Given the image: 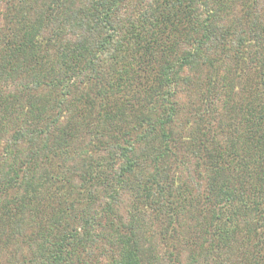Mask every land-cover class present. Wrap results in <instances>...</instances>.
I'll list each match as a JSON object with an SVG mask.
<instances>
[{
    "label": "trees",
    "instance_id": "16d2710c",
    "mask_svg": "<svg viewBox=\"0 0 264 264\" xmlns=\"http://www.w3.org/2000/svg\"><path fill=\"white\" fill-rule=\"evenodd\" d=\"M228 63L242 127L193 134L180 71ZM152 221L174 263L186 231L185 264H264V0H0V264H144Z\"/></svg>",
    "mask_w": 264,
    "mask_h": 264
},
{
    "label": "rangeland",
    "instance_id": "374dc122",
    "mask_svg": "<svg viewBox=\"0 0 264 264\" xmlns=\"http://www.w3.org/2000/svg\"><path fill=\"white\" fill-rule=\"evenodd\" d=\"M221 67L222 69L219 72H213L210 70L206 72L202 69H198L195 66L182 67L180 71L182 79L178 87L181 104V114L179 117L180 122H184V120H193L191 116L193 113L196 114L195 110L205 113L207 106H211L215 110V116L211 119L208 117V120H234L232 127L233 129L239 130V128L242 127L241 122L239 123L235 120H243V117L238 114L231 115L230 113L228 114V112L230 111V107H240L241 101L243 102V98L246 96V93L244 95H239L238 97L235 94H241L243 92L248 93V91L252 89L254 91L256 89L254 86L256 85L257 81H259V78L257 77V73L255 74L254 70L252 69H241L243 72V75H241V72L239 70L236 71L235 65L231 63H228L227 66ZM210 82L214 83L210 84ZM229 96L236 97V100L227 105L226 100ZM244 106L245 105L243 104V107ZM193 121L194 124L189 126V129H191L193 134H195L197 133L198 125L195 120ZM8 126L10 125L7 124L6 127ZM181 129H183L185 134L188 132L187 128L185 130L181 127ZM229 133L230 129H225L219 132L218 135H220V141L224 142L226 137L229 138ZM182 174L184 177H188L187 174ZM75 182L76 184H79L78 180H75ZM138 207L139 204L130 195H127L125 197V201L123 202L122 213L123 215L125 213L126 216H128L130 209L137 210ZM143 208L144 206L142 207L140 205V209L136 216L142 217L144 219L142 212ZM131 217L132 216L129 215V218ZM190 220L191 219L184 221V224H187L190 222ZM193 223L194 222H190L188 225L192 226ZM162 227L163 225L160 226V224L152 221L151 224L148 225V234L144 233V238L141 234L142 238L140 244L146 253V256L144 257V264H177V262L174 263L170 257L171 250L170 248L168 249L166 245H169L170 242L161 236ZM158 231H160V235ZM106 232L109 233L107 235L109 236L111 231ZM178 236L180 243L177 244L178 249L176 250L181 252L180 254L183 263L185 264L187 261H189L193 254L202 250V247L199 248V243H197V240L201 242V237L195 233H188L186 231L178 233ZM103 250L104 252H107L109 250V245H105ZM21 255L22 253L17 254L18 257H21ZM105 262L107 263L108 261L106 260Z\"/></svg>",
    "mask_w": 264,
    "mask_h": 264
}]
</instances>
